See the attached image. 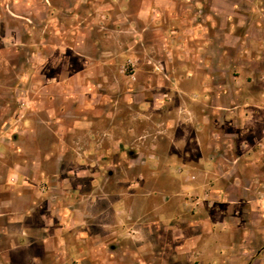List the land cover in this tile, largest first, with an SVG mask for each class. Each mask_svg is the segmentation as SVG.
Listing matches in <instances>:
<instances>
[{
  "label": "rangeland",
  "instance_id": "1",
  "mask_svg": "<svg viewBox=\"0 0 264 264\" xmlns=\"http://www.w3.org/2000/svg\"><path fill=\"white\" fill-rule=\"evenodd\" d=\"M258 126L264 0H0V202L41 156L56 197L15 220L73 215L61 264H264Z\"/></svg>",
  "mask_w": 264,
  "mask_h": 264
},
{
  "label": "crops",
  "instance_id": "2",
  "mask_svg": "<svg viewBox=\"0 0 264 264\" xmlns=\"http://www.w3.org/2000/svg\"><path fill=\"white\" fill-rule=\"evenodd\" d=\"M261 127L262 126H258V129H260L259 132H261V134L263 135L264 129H262ZM256 139H259V137H256ZM250 142L252 143L254 141H250ZM242 143H244V141ZM57 145H60V143H58ZM227 147H229L230 149L229 148L228 149L231 150L233 149L234 146H232V143L228 142ZM238 159H239L238 157H235L234 161L237 162ZM234 161L233 163H235ZM45 167H46V162L44 159H42L41 156L35 159L31 158L29 162V168L26 174L22 173L21 175H18L17 173H15L13 174L15 178L14 179L10 178L9 181L13 183L12 185H14L15 183H17L18 185L14 188L15 190L13 192L14 197H11L9 199L8 201L9 204L7 207L3 205V203L0 202V218L7 216L9 220H12V221L7 222L9 223L8 226H7V223L1 224L0 241L3 240L6 235H8L9 241H11L10 243L11 249H18L19 247H21V244L23 245L27 244L28 246H34V245L38 246L39 245L41 246L40 256H42L43 259L41 257H33L31 258L32 261L33 260L34 262L39 261L38 264H47V262H52V261L55 264H61L60 260L64 256V252L60 245L64 243L63 241L65 240V238L62 236L61 238L59 234H57L56 230L57 229L63 230L64 228L67 229L71 225V220H69L68 217L70 216L72 218L73 215L69 214L66 209L63 212L60 210L55 211L53 208L51 210L47 209V212L43 211V213H41L42 215L39 213L40 219L42 221L41 226L38 228L29 230L30 232L26 231L27 228L24 222L15 220L16 219L15 216H21L27 213H30V214L36 213L35 211L36 209L32 208V202H34L35 200L33 197L34 193L35 195L41 196V197H43V195L45 194H49L50 195L49 201L53 200V198L56 197L53 194V193H56V189H57L56 186L55 185L48 186L46 183L41 181V177H45V172H46ZM30 173L33 175L32 176L33 178L29 177L31 179L28 178ZM53 175L55 176V173ZM19 177L21 178L19 179ZM51 177L49 174L48 178L50 179ZM25 179H27V181ZM32 179L37 180V182L39 181L37 183V186H32L30 184L33 181ZM17 180L19 182H17ZM49 191H52L53 193L51 194ZM209 196L210 198L212 197L211 194ZM57 201H59L58 198H57ZM20 204L22 206L21 209L17 207ZM9 216H13V217H9ZM55 217L59 223H57L56 225L54 224L52 228L48 227L47 225H49L51 221L55 219ZM79 234H80L81 244H84L86 242H95V239H93V237L90 235L87 228H84L83 230H81ZM22 238H23V241H22ZM91 238L93 239V241L91 240ZM9 252L4 253L2 251V248L0 247V264H12L11 263L12 255L9 254ZM51 255L53 256L51 257ZM92 255L87 252H84V253L80 252V261H83L87 258H91L93 260L94 257H96V254L95 256H92ZM103 255L106 257L108 256L110 260L111 258L114 260L116 259V254H114V252H110L107 255L106 254H103ZM98 259L99 257L97 256L95 260H98ZM112 264H116V262L114 261V263Z\"/></svg>",
  "mask_w": 264,
  "mask_h": 264
},
{
  "label": "trees",
  "instance_id": "3",
  "mask_svg": "<svg viewBox=\"0 0 264 264\" xmlns=\"http://www.w3.org/2000/svg\"><path fill=\"white\" fill-rule=\"evenodd\" d=\"M132 159H134V157H132Z\"/></svg>",
  "mask_w": 264,
  "mask_h": 264
}]
</instances>
